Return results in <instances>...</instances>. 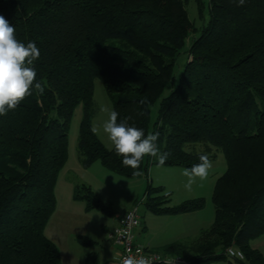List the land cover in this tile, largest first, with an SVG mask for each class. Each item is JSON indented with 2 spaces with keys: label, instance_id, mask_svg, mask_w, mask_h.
<instances>
[{
  "label": "trees",
  "instance_id": "trees-1",
  "mask_svg": "<svg viewBox=\"0 0 264 264\" xmlns=\"http://www.w3.org/2000/svg\"><path fill=\"white\" fill-rule=\"evenodd\" d=\"M188 1L0 0V15L15 26L16 38L39 48L34 63L46 86L42 96L34 92L0 116V264H62L44 231L55 210V185L77 108L83 169L98 162L116 176L137 180L149 166H159L145 157L137 169L142 174L134 175L92 133L95 80L118 120L131 117L129 124L145 134L159 132L161 151L170 153L159 167L190 168L200 154L213 160L211 148L223 155L226 168L214 183L210 228L191 246L172 243L153 252L213 264L228 260L224 251L234 247L243 256L234 262L264 264V255L249 245L264 236V0L243 6L207 0V20L199 29L188 18ZM201 1L194 0L203 20ZM195 144L206 152L185 151ZM168 198L163 187L149 186L146 210L178 216L199 212L205 203L169 206ZM73 200L86 211L107 212L87 186H74ZM75 242L95 246L85 236ZM83 264H99L97 253H87Z\"/></svg>",
  "mask_w": 264,
  "mask_h": 264
},
{
  "label": "rangeland",
  "instance_id": "rangeland-1",
  "mask_svg": "<svg viewBox=\"0 0 264 264\" xmlns=\"http://www.w3.org/2000/svg\"><path fill=\"white\" fill-rule=\"evenodd\" d=\"M201 3L204 8L202 10L203 20H200L197 5L194 0H189L185 7L189 20L194 23L197 29L207 20V0H202ZM185 59L186 54L182 55V58L178 62L179 68L175 71L174 84L180 74ZM167 94L168 90L164 92V96ZM93 100L96 112L92 119V125H102L103 121L107 118V114L100 109L102 107L112 109V106L99 80L94 81ZM156 108V104L151 108V123L155 120ZM80 118L81 109L79 107L75 110L69 126L68 159L59 173L55 187L56 209L44 231V235L49 240L51 238L56 240L58 233H64L68 237H72L70 238L69 245L66 247L58 243V239L55 241L60 246L63 264H76L77 260L80 262L79 256H81V253L85 254L90 251L98 253L99 264H105L104 258L108 255L110 249L113 248L112 243L108 240L107 231H110L115 216L121 214L123 210L128 209L127 211H129L134 206L137 207L138 215L142 218V222H144L148 229L145 237L146 241H150V244L155 246V248L163 244H168L167 242L176 243L177 240L173 242L172 240L179 239L180 232H177L175 235L173 234L175 226L167 227L158 218L161 216H155L146 210L144 202L145 192L149 186L152 188L163 187L165 193L169 194V206H176L190 200L203 199L205 202L203 209L192 217H196L194 218L195 220L197 219L202 225H205L206 230L210 228L214 220V208L211 201L214 183L222 176L226 168L223 155L220 151L214 148L210 149V154L214 156L212 160L213 167L210 169L209 175L205 180L201 181L199 178L196 179L191 190H187L184 187L187 178L181 174V168L149 166L147 174L138 180H130L116 176L103 168L98 162L93 164L89 169H83L78 163L77 152ZM95 135L109 149L108 145L110 142L107 140L106 135L102 131L101 134ZM185 151L205 153L206 146L203 144L187 145L185 146ZM76 185L89 186L93 192L98 194L107 212L97 210L86 211L83 202H77L71 199L70 195L73 194V189ZM159 196L161 197V195ZM187 224H189L188 221L182 223L184 226H187ZM136 233H139V229ZM79 235L90 239L95 243V246L87 249L78 245L75 242V238ZM249 245L252 249L264 254V236L250 241ZM213 264L245 263H236L234 260L228 259Z\"/></svg>",
  "mask_w": 264,
  "mask_h": 264
},
{
  "label": "clouds",
  "instance_id": "clouds-1",
  "mask_svg": "<svg viewBox=\"0 0 264 264\" xmlns=\"http://www.w3.org/2000/svg\"><path fill=\"white\" fill-rule=\"evenodd\" d=\"M237 6H243L246 0H236ZM15 26L0 15V116H6L10 110H15L20 103L35 92L37 96L45 93V84L37 79L35 61L40 57V50L34 41L27 44L16 38ZM107 118L102 125L93 124V134L106 135L110 142L108 147L116 156L122 157V164L133 169L134 175H141V162L145 157L152 158L159 166H163L170 153L162 152L159 144V132H148L129 124L131 117L118 120L119 113L113 108L102 107ZM213 162L207 154L199 155V163L190 168H184L181 174L187 178L184 187L191 190L199 178L205 180L209 175ZM122 264H148L147 259L131 256L125 258Z\"/></svg>",
  "mask_w": 264,
  "mask_h": 264
},
{
  "label": "crops",
  "instance_id": "crops-1",
  "mask_svg": "<svg viewBox=\"0 0 264 264\" xmlns=\"http://www.w3.org/2000/svg\"><path fill=\"white\" fill-rule=\"evenodd\" d=\"M67 159H68V155H67ZM79 165H80V163H79ZM92 166H93V164L90 167H92ZM57 180H58V178H57ZM56 184H57V182H56ZM84 186H86V185H84ZM55 187H56V185H55ZM87 187H89V186H87ZM96 195L98 196V194H96ZM70 196H71V199H73V194L70 195ZM56 205H57V202H56ZM55 209H56V206H55ZM127 210L128 209L123 210L121 214H119L118 216H115L114 217L113 222H112L113 225L111 226L110 231L109 230L107 231V234L110 233L117 226L118 220L122 217V215L125 212H127ZM197 213L198 212H196V213H190V214H184V215H178V216H161V217H158V218H160L162 220V222L167 225V227L175 226L174 233H173L174 235L177 232H180V234H179L180 235V238L179 239H174V240H172V242L177 240L176 243H182V244H184L186 246H191L193 243H195L197 241V239L200 236V233L206 230V228H205L206 226L205 225H202L199 221H197V219L195 220L194 218H196V217H192V216H195ZM186 221H188L189 224H187V226L182 225V223L183 222H186ZM138 229H139V233L137 234L136 232L138 231ZM59 232H61V231H59ZM147 233H148V229L145 226L144 222H142V218L140 217V226L134 231V240H135V243L138 246H141L142 248L147 249V250L153 252V251H158L163 246L168 245L169 243H171V242H167L168 244H163L162 246H159V247L155 248V246H152V244H150L151 243L150 241H146L145 237H146ZM185 234L187 236H182V235H185ZM70 238H72V237H68V235H66L64 233H58L56 235V240L58 239L57 242L58 243H61L62 245H64V247H66V246L69 245ZM53 239L54 238H51L50 241L57 246V248L59 250V253H60L61 263L63 264L60 246L55 242L56 240L55 239L53 240ZM112 246H113V248L110 249L108 255L104 258L105 264H113L114 261H115V259L119 255V249L115 245H113V244H112ZM86 254L87 253H85V254L84 253H81V256H79L80 257L79 258V261L80 262H78V260H77L76 261V264H83L84 257H85ZM97 255H98V253H97ZM187 255L190 256V252H187ZM262 255H264V254H262Z\"/></svg>",
  "mask_w": 264,
  "mask_h": 264
},
{
  "label": "built area",
  "instance_id": "built-area-1",
  "mask_svg": "<svg viewBox=\"0 0 264 264\" xmlns=\"http://www.w3.org/2000/svg\"><path fill=\"white\" fill-rule=\"evenodd\" d=\"M140 226V217L137 207L134 206L125 212L118 220L117 226L108 233V240L119 249V255L113 264H122V261L131 256L135 259L143 257L148 264H189L183 258L152 252L138 246L134 240V231ZM224 256L227 259L243 260L242 254L234 247L225 249Z\"/></svg>",
  "mask_w": 264,
  "mask_h": 264
}]
</instances>
